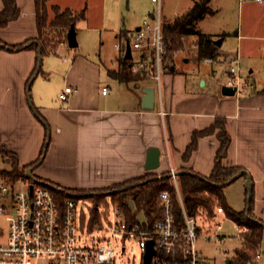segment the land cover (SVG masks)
I'll return each mask as SVG.
<instances>
[{
	"label": "crops",
	"instance_id": "1",
	"mask_svg": "<svg viewBox=\"0 0 264 264\" xmlns=\"http://www.w3.org/2000/svg\"><path fill=\"white\" fill-rule=\"evenodd\" d=\"M16 1L19 16L0 27V40L7 44L38 37L35 0ZM82 1L49 0L47 4L71 10L84 9L85 19L88 6H77ZM2 7L0 0V10ZM118 8L117 17L114 13L107 16L115 20L113 27L116 28H111L116 31L114 47L121 52L124 43L121 32L125 30L133 38L142 25L135 20L136 9L128 5L131 13L125 16L122 0H118ZM155 11L144 10V13L155 19ZM49 15L51 18L53 12ZM100 21L103 27L110 29L104 26L110 23L109 19L101 15ZM197 30L212 35L213 39L222 37L221 44H216L218 55L211 58V62L197 60L192 55L176 61L175 56L173 66L163 65L159 80L146 76L119 81L109 75V70L118 68L120 53L116 65L108 67L101 56L99 60L87 53H76L69 58L71 54L65 49L69 45L61 41L55 53L45 54L62 55L58 59L64 68L59 93L49 92L43 84L49 72L54 71L50 64L49 72L40 75L33 92L32 105L44 122L34 114L27 99V80L37 66V50L33 47L0 49V144L16 153L20 165L30 164L40 155L47 124L50 141L43 158L33 167L32 176L66 189H99L146 173L161 174L169 170L170 164L176 171L191 169L208 175L219 146L218 129L200 136L186 159L183 152L195 130L207 128L221 117L225 119V128L231 138L224 165L239 166L249 173L252 213L264 221V80L258 83L253 78L254 69L249 68V76L253 78L249 86L235 95H225L221 91L229 56L235 52L234 57L239 54L242 73L245 70L243 40L264 39V34L241 33L240 25L232 35L220 30L207 32L199 27ZM223 33L226 34L221 36ZM228 34L236 38L235 49L229 45L222 48ZM196 40L197 35H188L185 44L195 51ZM117 42L119 48L115 46ZM222 69L224 75H221ZM67 85L77 90L68 95V100H62L60 95ZM103 86L108 87L106 93L102 92ZM151 86L155 89L154 108L143 109V90ZM151 147L160 151L159 166L147 169V151ZM245 180L243 174L224 188L226 199H231L228 205L237 211L247 207ZM232 185L235 187L226 192Z\"/></svg>",
	"mask_w": 264,
	"mask_h": 264
},
{
	"label": "built area",
	"instance_id": "2",
	"mask_svg": "<svg viewBox=\"0 0 264 264\" xmlns=\"http://www.w3.org/2000/svg\"><path fill=\"white\" fill-rule=\"evenodd\" d=\"M152 1L156 4V21L151 24L145 20L144 26L135 31L131 48H138L141 52L140 58L132 61L131 70L134 73L145 72L159 80L165 53L162 0ZM243 1L239 0V4ZM115 46L119 48L120 43H115ZM204 61L211 62L212 59L204 58ZM224 84L235 87V94L250 85L241 75L239 54L229 62ZM76 90L67 85L60 98L68 100V95ZM107 91L108 87L103 86L102 92ZM169 171L177 188L180 217L175 214V204L169 191L162 190L159 193L160 215L153 213L149 216L141 210L133 212L134 219H129L122 206L113 199L95 203L83 197L70 196L61 203L49 186L37 182L29 174L14 181L0 174V216L7 222L6 239L0 241V264H116L111 245L100 242L87 244L79 238L85 231L93 233L107 229L121 237L134 235L143 251L142 264L150 242L154 252L148 264H212L197 247L200 236L198 220L184 205L177 171L171 164ZM130 205L133 207V202ZM94 207L98 211L97 219L92 213ZM216 213L224 214L222 205L216 206L214 215ZM224 219L232 220L225 214ZM224 219L214 222L213 236L219 240L225 238V235L219 234ZM232 221L238 228L236 237H242L246 226ZM123 250L125 246H122ZM43 258L46 260L40 263Z\"/></svg>",
	"mask_w": 264,
	"mask_h": 264
},
{
	"label": "trees",
	"instance_id": "3",
	"mask_svg": "<svg viewBox=\"0 0 264 264\" xmlns=\"http://www.w3.org/2000/svg\"><path fill=\"white\" fill-rule=\"evenodd\" d=\"M48 1L49 0H35L38 37L26 39L18 44H7L0 40V49L21 50L27 47H33L38 53L37 63L39 51L41 52V56L47 53H55L57 45L63 41L65 32L68 31L70 26L75 24L78 19L84 17V10L73 13L71 9H60L58 5H51L49 7L47 4ZM210 1L211 0H194L193 4L183 13L176 15L171 20L162 22V31L165 39V53L163 58V65H165V67H168L166 62H171L173 64V54L182 46V36L197 35L194 51L195 59L203 60L209 57L215 58L218 55V46L215 43V39L195 28V22L199 18H202L206 13L213 12L212 8L209 6ZM2 2L3 7L0 10V27L7 25L9 21L17 18L20 14V8L16 0H2ZM49 9L53 12L51 18L49 17ZM224 35L225 33L221 36ZM120 36L124 40L122 44L124 48L127 41L131 43V37L125 30L121 32ZM30 40L37 41V43L32 42L27 47H23V45ZM183 43L185 44L184 41ZM124 54L119 58L118 68L109 70V75L119 81L126 82L146 77L147 73L145 72H132V57L126 58ZM142 54L146 56L145 52H142ZM36 68L37 66H35L27 80V92L28 83L34 75ZM39 71H41V67ZM31 108L34 114L44 122L37 108L33 105H31ZM45 128L46 136L40 155L37 160L30 164L20 165L16 153L0 144V156L10 165V169L7 171L4 170L2 173L6 174L9 179L14 181L19 177H27L28 168L31 166L35 167L43 158L50 141L47 124ZM217 129L219 146L216 151L211 172L208 175H202L191 169H184L182 173L177 174L180 196L188 212L196 217L198 214L207 212L213 219L216 205H222L226 216L230 217L236 223L245 225L247 229L242 233L241 246L235 248L229 264H258L257 255L263 236L264 221L257 218L252 213L253 192L251 190V196L247 199V207L241 211L231 208L224 194V188L228 185L225 184V182L241 170L239 166H225L223 162L224 158L227 156L231 141L230 135L225 128V119L219 117L209 127L202 130H195L191 136V141L183 152V157L186 159L193 149H195L197 140L200 136L210 134ZM33 178L37 182L49 186L61 203L70 196H79L98 203L106 199L109 195L110 199L117 201L122 206L129 219H134L135 217L132 208H136L138 211L144 210L149 216H152L153 213L159 216V193L162 190H168L175 204V214L177 217L181 215L177 188L169 170L161 174L146 173L140 177L110 187L90 190L61 188L48 181L36 177ZM130 200L133 202V207L129 203ZM92 213L94 219H97L98 211L96 207L93 208Z\"/></svg>",
	"mask_w": 264,
	"mask_h": 264
},
{
	"label": "rangeland",
	"instance_id": "4",
	"mask_svg": "<svg viewBox=\"0 0 264 264\" xmlns=\"http://www.w3.org/2000/svg\"><path fill=\"white\" fill-rule=\"evenodd\" d=\"M193 1L194 0H162L161 20L165 18H173L175 14L183 13L193 4ZM117 4L118 0H83L80 5H77L78 8H84L83 6L85 5L88 6L86 11L87 17L85 19L80 18L75 23L78 44L74 47L66 46L65 49L71 54H68L69 58H72L76 53H87L99 60L101 56V61H103L108 67L116 65V58L119 53L121 55L124 54L125 48L123 47L121 52H119V50L114 47V42L117 41V39H115L116 31L111 30V28L116 23L113 18L107 15L113 13L116 14V17L119 15V8L117 9ZM210 4L214 11L206 13L202 18H199L195 22L196 29L199 27L204 31L207 30V32L220 30L227 33L229 32L232 35V32H234L240 25L241 33L264 34L262 33L264 32V8H262L264 3L259 4L258 2L252 0H245L240 5L239 0H212ZM128 5L129 8L137 10V19L135 20L139 25L144 26V20H147L151 24L155 23L156 19H153L147 13H144V10H156V4L152 0H122L123 14L125 16H129L128 14L131 13L128 9ZM60 9L64 8L60 7ZM81 10L84 9H73L72 11L73 13H77ZM49 12L52 13V10L49 9ZM101 15H103L107 20L109 19L110 23L104 26H110V29L101 25ZM230 34L226 36V40L222 44V48L227 45L234 49L237 47L236 38L229 36ZM66 36L67 31L63 36L64 41H67ZM210 36L212 37V35ZM133 38H131V41ZM186 39L187 36H182V46L173 54L174 57L176 56V61H179L182 56L187 57L188 55H192V57H195L191 46L189 47V45L183 43V41L186 42ZM241 50L245 55V58L242 60L245 66V70L241 73L243 79L248 80L250 83L253 82V78H255L258 83L262 82L264 80V39L245 38L243 40V47ZM140 52L141 51L138 48L133 47L132 60H138V58H140ZM235 53L233 54L235 55ZM233 54L230 56L234 57ZM230 56L228 58L229 62L231 61L230 59L233 58H230ZM61 57V53L59 55L51 54V56L42 55L41 71L38 72V75L36 74L37 76L33 75L28 83L29 86L27 94L30 93L32 104L33 92L40 80V75L42 73L49 72L50 67L53 68L54 71L49 72V76L43 84L46 85L49 92L53 91L54 94L59 93L58 86L62 84V70L64 69L62 64L58 62V59ZM249 62H251V64H249ZM166 64L168 68H170L171 65L173 66L171 62H166ZM226 65L227 70L229 63ZM249 68L254 69L253 78L249 76ZM221 75H224L223 69L221 71ZM226 76L227 73L224 77ZM9 169L10 165L0 156V174L9 178L6 174L2 173L4 170L7 171ZM233 185L229 186L226 192L231 191V189L235 187ZM235 195L237 197V191H235ZM106 199H110V196L108 195ZM226 200L229 204L231 199ZM234 200L237 201L238 199ZM132 211L134 213L140 212L136 210V208H132ZM197 217L200 228V236L197 239V247L207 258L210 259L212 264H229L227 263V259L233 256L235 248L241 246L242 241V237H236L238 234V228L235 223L230 219H224L223 213H216L213 219L207 214V212L198 214ZM221 219H224L223 228L220 229L219 234L225 235L224 240H219L217 237L213 236L215 229L214 222ZM6 236L7 222L4 217L0 216V241H5ZM207 236H211V238H208ZM79 238L83 243L87 244L100 242L111 245L115 251L116 264H142L143 251L140 249L134 235H125L121 237L119 234L114 233L111 229H107L104 231H95L93 233L85 231L79 235ZM122 246H125V250L123 251ZM258 256L260 257L257 259V263L264 264V236L258 250ZM45 260V258L41 259L40 263Z\"/></svg>",
	"mask_w": 264,
	"mask_h": 264
},
{
	"label": "water",
	"instance_id": "5",
	"mask_svg": "<svg viewBox=\"0 0 264 264\" xmlns=\"http://www.w3.org/2000/svg\"><path fill=\"white\" fill-rule=\"evenodd\" d=\"M67 43L70 47H74L78 44L77 42V36H76V28H75V24H72L70 26V28L67 31ZM222 41V37L215 39V43L216 44H221ZM32 42H36L37 41H33L30 40L28 42H26L23 47H27L28 45H30ZM124 56L126 58H131L132 57V48H131V43L130 41L126 42L125 45V54ZM41 52L39 51V57H38V63H37V68L36 71L34 73V75H36L41 67ZM221 91L223 94L225 95H235L236 93V89L235 87L229 86V85H223L221 88ZM144 94L142 96V102H141V107L143 109H153L154 108V103H155V89L154 87H146L143 90ZM27 99L30 105H32L31 102V95L30 93L27 94ZM159 156H160V151L158 148L156 147H151L148 149L147 151V158H146V163H145V167L147 169H154L156 167L159 166ZM33 167H29L27 170V174H29L30 176H32L31 172H32ZM183 171H177V174L182 173ZM245 174L246 175V180H245V187L247 189V199L250 198L251 196V179H250V175L249 173L245 170V169H241L239 170L236 174H234L229 180H227L225 182V184H230L231 182L235 181L238 177H240L241 175ZM33 177V176H32ZM160 177V176H159ZM130 204H132V201H130ZM153 249L151 246V242L149 243V247H148V251L146 253L145 256V261L144 264H148L151 258V255L153 254ZM227 263H230V258L227 259Z\"/></svg>",
	"mask_w": 264,
	"mask_h": 264
}]
</instances>
